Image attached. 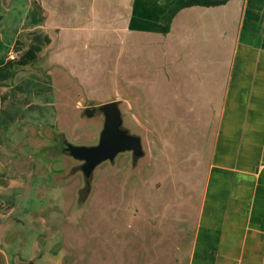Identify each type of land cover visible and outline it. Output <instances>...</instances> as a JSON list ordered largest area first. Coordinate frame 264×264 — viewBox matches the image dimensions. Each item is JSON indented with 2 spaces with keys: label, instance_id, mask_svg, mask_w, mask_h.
I'll use <instances>...</instances> for the list:
<instances>
[{
  "label": "rangeland",
  "instance_id": "obj_1",
  "mask_svg": "<svg viewBox=\"0 0 264 264\" xmlns=\"http://www.w3.org/2000/svg\"><path fill=\"white\" fill-rule=\"evenodd\" d=\"M23 7L21 0H0V153L7 143L11 170L25 176V261L189 264L196 208L190 214L184 201L181 142L171 150V119L148 117L150 103L132 91L136 71L166 73L161 51L124 49L112 33L89 39V49L75 47L86 40L63 37L48 51L36 38L37 61L13 69L4 62L9 47L31 23L7 21L4 12L17 9L19 16ZM109 101L118 102L121 128L140 137L143 154L121 151L87 179L85 161L67 143L98 144L106 119L101 106ZM16 187L11 194H19Z\"/></svg>",
  "mask_w": 264,
  "mask_h": 264
},
{
  "label": "crops",
  "instance_id": "obj_2",
  "mask_svg": "<svg viewBox=\"0 0 264 264\" xmlns=\"http://www.w3.org/2000/svg\"><path fill=\"white\" fill-rule=\"evenodd\" d=\"M186 1L21 0L19 16L4 13L31 23L29 34L15 36L4 62L36 38L48 51L63 37L89 49V39L112 33L124 49L161 51L166 73L136 71L132 91L150 103L148 117L171 119V150L181 142L184 201L189 213L196 208L189 264H264V0ZM8 150L0 153V264H36L25 261V176L11 170Z\"/></svg>",
  "mask_w": 264,
  "mask_h": 264
},
{
  "label": "water",
  "instance_id": "obj_3",
  "mask_svg": "<svg viewBox=\"0 0 264 264\" xmlns=\"http://www.w3.org/2000/svg\"><path fill=\"white\" fill-rule=\"evenodd\" d=\"M101 108L105 112V123L98 144L76 145L67 143V151L79 160H84L82 169L87 179L91 178L94 169L107 159L124 150H133L134 154H143L140 137L127 133L121 128L123 118L117 101L104 103Z\"/></svg>",
  "mask_w": 264,
  "mask_h": 264
},
{
  "label": "trees",
  "instance_id": "obj_4",
  "mask_svg": "<svg viewBox=\"0 0 264 264\" xmlns=\"http://www.w3.org/2000/svg\"><path fill=\"white\" fill-rule=\"evenodd\" d=\"M227 0H188L182 6L201 4V5H216L226 2ZM41 47L32 44L25 50L20 51L15 57L8 59V64L11 68L32 65L38 59V53Z\"/></svg>",
  "mask_w": 264,
  "mask_h": 264
},
{
  "label": "flooded vegetation",
  "instance_id": "obj_5",
  "mask_svg": "<svg viewBox=\"0 0 264 264\" xmlns=\"http://www.w3.org/2000/svg\"><path fill=\"white\" fill-rule=\"evenodd\" d=\"M94 111V110H93Z\"/></svg>",
  "mask_w": 264,
  "mask_h": 264
}]
</instances>
